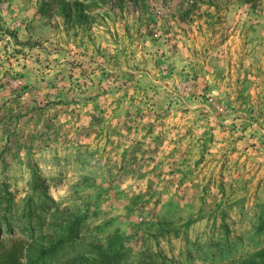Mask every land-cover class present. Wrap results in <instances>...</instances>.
<instances>
[{"label":"rangeland","instance_id":"obj_1","mask_svg":"<svg viewBox=\"0 0 264 264\" xmlns=\"http://www.w3.org/2000/svg\"><path fill=\"white\" fill-rule=\"evenodd\" d=\"M7 192L0 264H264V0H0Z\"/></svg>","mask_w":264,"mask_h":264},{"label":"trees","instance_id":"obj_2","mask_svg":"<svg viewBox=\"0 0 264 264\" xmlns=\"http://www.w3.org/2000/svg\"><path fill=\"white\" fill-rule=\"evenodd\" d=\"M7 203L6 207L4 208V212L0 213V231L3 230V225L7 226V231H11L12 221L16 215L15 212V206L13 205L14 199L10 193H6L4 196H0V205H3ZM23 209V216L25 219H28V225L22 230L24 232H29L31 237H36L39 234H42L46 227V221H47V215L44 211L40 212L33 204V200H31L26 206H24ZM75 231H73L70 234V237L74 235ZM72 235V236H71ZM68 239V236L65 240H60L58 243L54 245L52 249L49 250V252H52L58 247H60V244L63 241H66ZM224 248L227 247V245H223ZM48 252V251H47ZM47 254V253H46ZM14 255L16 253H12L9 256L10 262H13V264H18L19 258H16ZM104 257V256H103ZM121 258L119 255L114 254L111 256H106L103 264H118L121 262ZM20 264V263H19ZM139 264H159V261L154 253H149L148 256H146Z\"/></svg>","mask_w":264,"mask_h":264}]
</instances>
